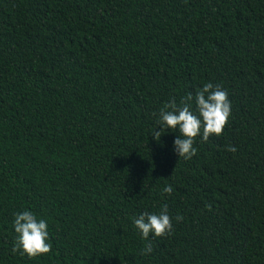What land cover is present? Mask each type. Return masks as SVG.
<instances>
[{
	"label": "trees",
	"instance_id": "trees-1",
	"mask_svg": "<svg viewBox=\"0 0 264 264\" xmlns=\"http://www.w3.org/2000/svg\"><path fill=\"white\" fill-rule=\"evenodd\" d=\"M209 82L229 123L179 159L159 111ZM25 210L49 254L12 251ZM0 264H264V0H0Z\"/></svg>",
	"mask_w": 264,
	"mask_h": 264
},
{
	"label": "clouds",
	"instance_id": "clouds-1",
	"mask_svg": "<svg viewBox=\"0 0 264 264\" xmlns=\"http://www.w3.org/2000/svg\"><path fill=\"white\" fill-rule=\"evenodd\" d=\"M195 102V111L192 102ZM157 113H153L156 116ZM231 116V102L228 93L219 85L206 83L202 89L197 90L195 97L191 93L183 97L179 104L173 98L165 103L159 111L157 124L162 131H155L152 135L157 142L161 140L162 133L171 129L178 130L179 135L174 140V151L180 158L190 160L197 155L194 146L196 139L202 135L207 142L213 135H222ZM228 151L235 152L236 148L229 146ZM173 188L166 185L162 193L171 195ZM211 210V205H208ZM182 220V216L177 217ZM135 227L142 234L144 240H149L150 234L155 237H164L173 230L172 218L166 205L159 213H144L133 218ZM13 228L16 239L12 251L20 252L28 257H37L49 254L52 244L49 242L48 224L45 219H38L31 211L18 212L14 216ZM151 243L145 246V254L151 253Z\"/></svg>",
	"mask_w": 264,
	"mask_h": 264
}]
</instances>
